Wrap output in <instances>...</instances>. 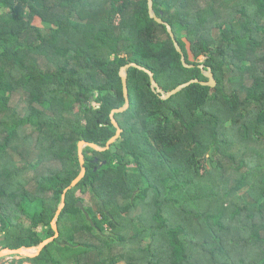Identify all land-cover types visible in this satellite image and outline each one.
<instances>
[{"label":"trees","instance_id":"obj_1","mask_svg":"<svg viewBox=\"0 0 264 264\" xmlns=\"http://www.w3.org/2000/svg\"><path fill=\"white\" fill-rule=\"evenodd\" d=\"M153 9L192 67L147 0H0V249L54 235L78 142L115 134L121 66L164 91L200 64L216 80L161 99L128 68L120 136L83 148L58 236L16 264H264V0Z\"/></svg>","mask_w":264,"mask_h":264},{"label":"water","instance_id":"obj_2","mask_svg":"<svg viewBox=\"0 0 264 264\" xmlns=\"http://www.w3.org/2000/svg\"><path fill=\"white\" fill-rule=\"evenodd\" d=\"M147 7H148V14L150 16V18L154 19L156 22L160 23V24H164L166 27L167 32L169 33L170 37L173 40V44L176 48V50L180 53V59L182 64L185 67H192V64H188L185 61V56L183 54V51L181 49V47L179 46L178 42L176 41L175 37H174V33L172 31V28L170 26V24L164 20H162L159 16L156 15L154 9H153V0H147ZM130 67H136L138 69L143 70L144 72H146L149 76V80H150V87L152 89V91H154L155 93H157L161 99H168L171 96L175 95L177 92L181 91L183 88L187 87L188 85L192 84V83H200L202 85H207L210 87H213L216 85V80L214 78L213 73L211 72L210 68L205 69L203 64H200L199 67L202 69V73L203 75L207 78L206 81H202L199 80L198 78H193L190 79L184 83H181L179 85H177L176 87H174L173 89L169 90V91H164L159 84L157 83V81L154 78V74L151 70L147 69L146 67L139 65L135 62H129L126 63L125 65L121 66L119 69V76L121 78V84H122V92H123V97H124V104L118 108H114L111 110L110 112V119L112 124L114 125V127L116 128L115 134L107 140V142L105 143L104 146H99L96 143L93 142H88L85 140H80L78 142L77 145V153H78V159H79V163H80V172L79 174L70 182V184L64 189L63 194H62V199L61 202L58 206V208L56 209L55 215L51 221V227L54 231V235L44 239L43 241H41L37 246H35V250L34 251H29L28 249L33 248H27V247H19V248H2L0 249V257L5 256V255H10V254H20L23 256H28V257H35L37 256L41 249L50 241H52L55 237L58 236V229H57V224H56V218L59 215L62 207L64 206V193L70 189L71 187L75 186L76 183L84 176L85 174V167H84V155H83V148L85 146H90L95 150L98 151H104L106 149H108L110 147V145L120 136L121 132H122V128L119 126L117 120L115 119V113H120L125 111L128 107H129V96H128V87H127V69Z\"/></svg>","mask_w":264,"mask_h":264},{"label":"rangeland","instance_id":"obj_3","mask_svg":"<svg viewBox=\"0 0 264 264\" xmlns=\"http://www.w3.org/2000/svg\"><path fill=\"white\" fill-rule=\"evenodd\" d=\"M34 23L37 24V25H44V23H42L38 18H36L34 20ZM203 61V56H200L199 57V62H202ZM205 164L207 166H210V161L205 160ZM87 197L90 199V196L87 195ZM95 205V201L93 200V207ZM96 206V205H95ZM29 251H34L35 248H30L28 249ZM19 255L20 254H10V255H5V256H2L1 259H0V264H16L15 260H17L19 258ZM23 264H31L29 261H24ZM118 264H122V262H119Z\"/></svg>","mask_w":264,"mask_h":264},{"label":"crops","instance_id":"obj_4","mask_svg":"<svg viewBox=\"0 0 264 264\" xmlns=\"http://www.w3.org/2000/svg\"><path fill=\"white\" fill-rule=\"evenodd\" d=\"M20 256H23V255H20Z\"/></svg>","mask_w":264,"mask_h":264}]
</instances>
